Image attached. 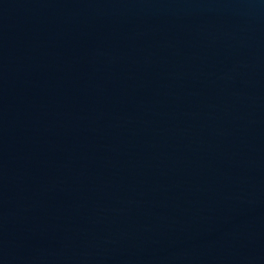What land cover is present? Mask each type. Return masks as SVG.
Listing matches in <instances>:
<instances>
[{"label":"water","instance_id":"obj_1","mask_svg":"<svg viewBox=\"0 0 264 264\" xmlns=\"http://www.w3.org/2000/svg\"><path fill=\"white\" fill-rule=\"evenodd\" d=\"M0 264H264V0H0Z\"/></svg>","mask_w":264,"mask_h":264}]
</instances>
